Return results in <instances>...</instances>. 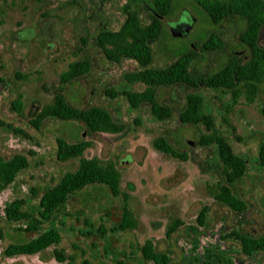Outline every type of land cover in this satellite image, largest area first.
Listing matches in <instances>:
<instances>
[{"label":"rangeland","instance_id":"obj_1","mask_svg":"<svg viewBox=\"0 0 264 264\" xmlns=\"http://www.w3.org/2000/svg\"><path fill=\"white\" fill-rule=\"evenodd\" d=\"M126 3L139 10L143 24L149 22V0H0V118L4 122L0 129V158L21 154L27 160V168L0 189V264H66L53 258V246L35 255L5 256L3 251L9 244L27 241L35 234L16 231L21 223L6 222L3 208L19 197L32 198L31 204L35 205L38 198L32 197V189L37 193L74 169L76 160L56 159L55 139L73 140L80 134L91 142L84 157L95 158L103 165L115 164L120 173L121 195L113 197L105 186H90L59 208L55 218L61 235L58 247L74 257L73 264H114L111 257L104 255L103 240L94 234L83 236L79 231L89 230L85 219L95 227L101 222L106 227L117 222L123 195L134 227L108 233L107 241L124 255L132 252L140 258V246L150 239L156 250L171 252L170 264H179L198 236L204 243L217 232L232 229L253 236L264 232V166L257 164L259 144L264 142V82L253 102L243 94L233 101L228 92L202 86L162 87L157 91V100L172 108L171 117L164 121L153 117L147 105L130 107L123 92H141L145 88L142 83L129 84L124 79V74L135 70L137 64L131 60L110 63L95 45L98 31L121 25L122 6ZM244 27V21L236 16L213 25L194 0H174L170 14L163 19V34L151 43L152 65L162 66L188 47L196 54L191 67L197 73L218 70L232 55L246 60L249 50L238 40ZM211 35L218 37L222 47L201 51L203 40ZM258 38L264 46V27ZM83 59L89 61L90 70L61 84L59 75L70 63ZM60 87L76 108L106 109L121 127L120 132L88 135L80 125L53 119L36 130L29 119L40 105L52 102L53 93ZM189 93L202 96L204 110L213 117L216 131L227 138L234 153L247 160L245 174L234 186V193L246 204L243 213L216 203L208 193L207 186L218 180L212 169L218 158L213 146L197 145L199 137L207 134L204 125H183L178 121V111ZM17 97L22 104L19 112L11 107ZM13 128L26 133L30 140L13 132ZM157 137H164L186 159L157 150L153 145ZM203 205L209 207L207 225L199 228L196 217ZM173 220L182 225L166 238L165 230ZM226 246L238 248L232 241ZM260 259L264 264V254Z\"/></svg>","mask_w":264,"mask_h":264},{"label":"trees","instance_id":"obj_2","mask_svg":"<svg viewBox=\"0 0 264 264\" xmlns=\"http://www.w3.org/2000/svg\"><path fill=\"white\" fill-rule=\"evenodd\" d=\"M98 1L103 3L108 0ZM173 1L149 0L147 24L142 23L139 10L126 3L122 6L121 13L124 19L121 25L117 29H101L95 36V45L108 62L120 64L124 60H131L137 64L135 70L124 74V79L129 84L142 83L145 88L141 92H123L130 107L147 105L153 117L159 121L167 120L171 117L172 108L157 100V91L162 87L177 85L193 88L202 86L210 90L228 92L233 101L243 94L248 102H253L264 82V46L258 41L259 33L264 27V0H194L213 25H218L232 16L242 19L245 23L238 40L248 48V58L243 60L232 55L221 68L208 74L192 71L191 65L197 58L190 47L162 66L152 65L151 43L163 34V19L170 14ZM221 47L218 37L211 35L203 40L201 51L209 52ZM89 70L88 60L74 61L59 75V82L65 85L85 75ZM11 107L17 112L21 110L19 97L11 102ZM177 117L183 125H204L207 134L199 137L197 145L203 148L210 146L215 148L218 163L213 165L212 169L217 172L218 180L214 185L207 186L213 201L235 213L245 212L246 204L234 193V186L245 174L247 160L244 156L234 153L227 138L216 131L213 117L204 110L202 96L198 93L187 94L184 106L178 111ZM50 119L80 125L88 135L114 134L121 130L104 108L90 106L81 109L72 106L67 101L62 87L53 93L51 103L40 105L36 109L33 117L29 119V124L39 130ZM3 126L4 122L0 118V129ZM13 132L30 140V137L19 129L13 128ZM55 142L56 159L61 162L76 160L77 165L74 169L63 173L55 184L44 187L37 193L32 189V197L38 198L35 205L31 204L32 198L19 197L10 200L4 206L3 214L6 222L21 223L16 226V231L35 234L27 241L9 244L3 251L7 257L35 255L53 246L52 256L56 261L73 264L74 257L58 247L61 235L56 227L55 218L59 208L78 191L90 186H105L113 197L121 195L120 173L115 164L108 162L103 165L95 158L84 157L86 149L91 145L90 140L80 134L73 140L57 137ZM153 145L170 157L186 159V155L175 150L164 137L154 139ZM257 164L264 166V142L259 144ZM26 168L27 160L24 155L16 154L8 159L0 158V189L12 183L17 174ZM126 199L127 197L123 195L120 218L117 222L107 227L101 222L95 227L85 219L89 230L79 233L83 236L94 234L103 240L104 255L111 257L114 264H170L171 252L156 250L150 239L145 240L140 246V258L133 256L132 252H129L130 256L124 255L125 253L115 251L109 245L108 233L134 227ZM262 202L264 203V192ZM208 209L207 205H203L197 214L196 221L199 228H206ZM104 217H108V214ZM181 225L180 221L173 220L165 230V237L170 238ZM231 241L236 243L238 248L226 246V243ZM262 254H264V232L253 236L240 229H232L217 232L210 236V241L204 243L198 236L190 246V252L183 255L179 264H262L260 259ZM122 255L123 258H120Z\"/></svg>","mask_w":264,"mask_h":264}]
</instances>
